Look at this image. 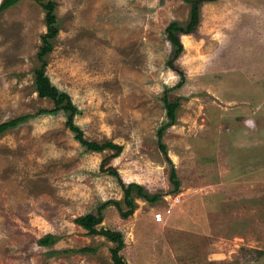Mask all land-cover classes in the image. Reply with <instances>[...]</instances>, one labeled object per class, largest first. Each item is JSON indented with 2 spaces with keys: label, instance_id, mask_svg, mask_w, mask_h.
<instances>
[{
  "label": "rangeland",
  "instance_id": "374dc122",
  "mask_svg": "<svg viewBox=\"0 0 264 264\" xmlns=\"http://www.w3.org/2000/svg\"><path fill=\"white\" fill-rule=\"evenodd\" d=\"M46 1L56 35L42 58L41 3L0 10V124L29 116L0 135V264H113L115 244L74 222L100 208L126 264H264V0H194L192 33L190 0ZM40 69L83 138L119 155L88 150L69 111L50 112ZM119 180L160 197L133 188L122 218L102 206L128 210Z\"/></svg>",
  "mask_w": 264,
  "mask_h": 264
},
{
  "label": "trees",
  "instance_id": "16d2710c",
  "mask_svg": "<svg viewBox=\"0 0 264 264\" xmlns=\"http://www.w3.org/2000/svg\"><path fill=\"white\" fill-rule=\"evenodd\" d=\"M19 0H3V2L0 5V10L5 9L6 7H9L11 5H14ZM37 3H41V6L45 10V25L47 28V34L42 37L43 46L40 49V52L38 54L39 58H42L44 55H46L50 51V45L49 40L52 39L56 35V21H55V14H54V8L55 3L52 1H46V0H34ZM46 1V2H45ZM191 2V10H190V18L189 22L184 29L187 33H192L195 30L196 25L199 22V9H198V3L196 1ZM182 32V29L178 22H170L166 28H165V34L167 37V40L170 42L172 46V52L171 57L174 58L178 57L182 51H183V45L178 37V33ZM44 65V63H43ZM35 85H36V91L39 95V97L42 98H48L54 102L55 108L51 110L50 112L53 113L59 109H63L64 111H69V115L67 118V125L69 128L76 133L75 139L85 146L88 150L94 151V152H101L105 149H113L115 150V155L112 157H116L120 154L121 148L117 147L113 144L106 143V144H98V143H91L87 142L83 136L81 131L75 127L72 124V118L73 115L76 113V108L71 103V100L69 96L65 93H61L58 91V89L53 86L48 77L45 76L43 73V70H36L35 71ZM170 106H167V109L169 110ZM171 111V110H169ZM29 118V116H24L16 119H12L6 122H3L0 124V135L3 134L8 129H11L18 125L19 122H22ZM161 133V132H159ZM107 160V159H106ZM106 160H103L102 165L106 162ZM112 173L116 176H118L117 172L112 169ZM170 182L172 183L175 190L179 186V182L176 180V174L174 170L170 173ZM119 184L123 190L124 193V203L128 207V210L126 212H122L121 207L118 203L107 201L102 206L107 205H114L119 211L122 218H126L127 216L131 215L133 212V198H132V190L135 188L137 197H141L145 199L146 201L150 203H155L159 199V195H150L147 192L144 191L142 186L138 184H128L124 185L121 180H119ZM100 209H98V216L93 214H88L82 217H79L75 219V223L85 229L87 231L88 235H99L104 237L107 241L112 242L115 244L113 248H110V254H111V260L113 264H126L124 258L120 255V251L124 247V240L121 232L116 230H110L103 227L98 228V225L101 224V214ZM41 244L48 245L51 243V236H46L41 241ZM86 251V250H82Z\"/></svg>",
  "mask_w": 264,
  "mask_h": 264
},
{
  "label": "built area",
  "instance_id": "2783aa9c",
  "mask_svg": "<svg viewBox=\"0 0 264 264\" xmlns=\"http://www.w3.org/2000/svg\"><path fill=\"white\" fill-rule=\"evenodd\" d=\"M175 200H177V199H175ZM155 220H156L157 222L161 221V220H162V216H161V214H156V215H155Z\"/></svg>",
  "mask_w": 264,
  "mask_h": 264
},
{
  "label": "bare ground",
  "instance_id": "6f19581e",
  "mask_svg": "<svg viewBox=\"0 0 264 264\" xmlns=\"http://www.w3.org/2000/svg\"><path fill=\"white\" fill-rule=\"evenodd\" d=\"M155 217V216H154Z\"/></svg>",
  "mask_w": 264,
  "mask_h": 264
}]
</instances>
